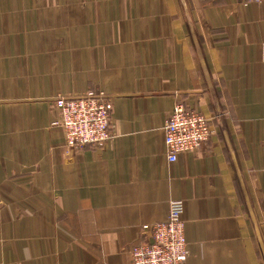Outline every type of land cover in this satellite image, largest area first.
<instances>
[{"label": "crops", "instance_id": "obj_1", "mask_svg": "<svg viewBox=\"0 0 264 264\" xmlns=\"http://www.w3.org/2000/svg\"><path fill=\"white\" fill-rule=\"evenodd\" d=\"M264 0H0V264H132L185 205L188 264H264ZM112 101L71 152L56 100ZM210 139L168 159L176 104Z\"/></svg>", "mask_w": 264, "mask_h": 264}, {"label": "built area", "instance_id": "obj_2", "mask_svg": "<svg viewBox=\"0 0 264 264\" xmlns=\"http://www.w3.org/2000/svg\"><path fill=\"white\" fill-rule=\"evenodd\" d=\"M261 61L264 63V43ZM56 108L59 112L56 125L62 128L70 153L103 148L112 141L113 104L105 93L60 98L56 100ZM164 130L168 159L172 163L178 161L180 154L197 152L212 134L210 121L204 114L190 111L180 103L170 112ZM184 213L183 202H171L165 221L144 225L142 230L149 241L131 247L132 264H188L192 251Z\"/></svg>", "mask_w": 264, "mask_h": 264}]
</instances>
